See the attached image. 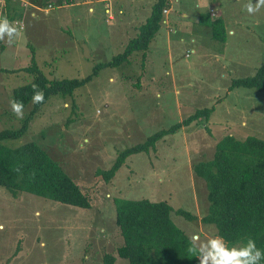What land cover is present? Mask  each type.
I'll return each mask as SVG.
<instances>
[{
  "label": "rangeland",
  "instance_id": "rangeland-1",
  "mask_svg": "<svg viewBox=\"0 0 264 264\" xmlns=\"http://www.w3.org/2000/svg\"><path fill=\"white\" fill-rule=\"evenodd\" d=\"M52 1L0 0V17L18 29L11 43L0 40L5 46L0 48V129L21 124L10 101L13 88L31 78L23 68L32 53L49 79L84 77L125 50L154 2ZM182 1L165 6L162 18L175 14L174 19L161 21L145 61L142 52L134 53L120 66L100 70L74 97L51 95L20 137L1 141L9 147L37 142L87 192L90 207L13 194L0 186V264H104L106 254L117 255L115 264H127L118 256L123 237L116 197L165 200L174 224L190 237L217 236L214 225L201 222L207 188L194 166L210 159L226 134L264 139V90L229 88L232 78L250 76L264 64V6L250 14L246 6L256 0H208L215 9L209 11L219 13L227 28L220 43L209 26L199 27L192 18L196 0L180 6ZM204 107H212L206 120L181 125L153 149L131 155L109 182L97 174L111 168L124 149ZM178 208L196 218L178 215Z\"/></svg>",
  "mask_w": 264,
  "mask_h": 264
},
{
  "label": "trees",
  "instance_id": "trees-1",
  "mask_svg": "<svg viewBox=\"0 0 264 264\" xmlns=\"http://www.w3.org/2000/svg\"><path fill=\"white\" fill-rule=\"evenodd\" d=\"M56 2L71 4L72 0ZM166 5L168 0H154L151 14L125 50L109 62L97 64L94 71L84 77L49 79L39 68L35 55L31 54L30 64L23 68L30 75V80L12 90V100L23 101L24 107L29 103L31 106L18 127L0 129V186L13 194L27 192L67 205L90 207L87 192L37 142L31 140L9 147L1 141L20 137L51 95L74 97L76 89L100 70L120 66L129 61L134 53L142 52L145 61L149 44L160 28L162 9ZM200 23L211 28L217 41L225 42L226 28L221 18H213L209 10H203L200 12ZM4 47L0 42V48ZM33 84L44 92L42 103L32 102ZM239 86L264 90V64L250 76L232 78L229 88ZM73 104L75 107V99ZM211 109L199 108L188 117L124 149L111 168L98 170L97 174L109 182L128 157L153 149L158 140L177 132L181 125L202 117L206 120ZM194 170L205 181L207 188L208 207L201 222L214 225L217 236L222 237L230 248L242 246L251 237L264 251V139L254 135L238 139L226 134L216 142L213 156L196 163ZM114 202L116 224L123 237L118 256L127 259V264H199L196 256L188 253L190 236L172 221L173 208L167 201L116 197ZM175 212L191 221L196 218L186 209L178 208ZM116 260L117 255L106 254L104 264H115ZM260 264H264V259Z\"/></svg>",
  "mask_w": 264,
  "mask_h": 264
},
{
  "label": "clouds",
  "instance_id": "clouds-1",
  "mask_svg": "<svg viewBox=\"0 0 264 264\" xmlns=\"http://www.w3.org/2000/svg\"><path fill=\"white\" fill-rule=\"evenodd\" d=\"M261 6H264V0H256L255 5L249 3L246 8L252 14L258 11ZM17 35L18 29L15 26V22H9L7 17H0V40H4L7 37V42L11 43ZM32 90V102L34 104L42 103L44 100L43 90L36 84L32 85ZM10 107L17 118H23V101L12 100L10 101ZM2 228L3 225H0V229ZM187 251L189 254L196 256L199 264H260V261L264 259V251L257 247L256 241L251 237H248L247 242L242 246L230 248L220 236L201 241L198 234H193L189 237Z\"/></svg>",
  "mask_w": 264,
  "mask_h": 264
},
{
  "label": "crops",
  "instance_id": "crops-1",
  "mask_svg": "<svg viewBox=\"0 0 264 264\" xmlns=\"http://www.w3.org/2000/svg\"><path fill=\"white\" fill-rule=\"evenodd\" d=\"M187 1H189V0H184V1H182V3H180V6L182 5V4H186V2ZM214 1H217V0H214ZM112 3V2H111ZM154 3V2H153ZM195 4V6H194V10H195V12H197V16L196 17H192L193 19L195 18V23H196V25L197 26H199V27H207L208 28V26H205L203 23H200V12L201 11H203V10H205V11H208V10H212V11H214L215 12V9L214 8H209V1L208 0H196V3H194ZM70 5V4H69ZM108 10V9H107ZM106 10V11H107ZM211 13L210 12V14H211V16L213 17V18H221L220 16H219V13L217 14V16H214V14L215 13ZM32 14H34L33 12L32 13H30V15H32ZM174 16H175V14H168L167 16H166V18H162V21H163V23L162 24H164V23H166V22H169L170 20H173L174 19ZM182 16H184L185 18H189L190 19V13L189 12H184V14H182ZM23 19H24V21H26L27 22V19H29L28 17H27V15L25 14L24 15V17H23ZM222 19V18H221ZM30 20V19H29ZM223 20V19H222ZM223 22H224V20H223ZM142 24V23H141ZM161 24V25H162ZM224 25H225V23H224ZM225 28H226V26H225ZM160 29V28H159ZM209 29V28H208ZM227 29V28H226ZM230 31H231V29H230ZM226 37H227V34H226ZM225 41H226V39H225ZM218 42H220L221 43V41H218ZM2 43H4V42H2ZM222 43H225V42H222ZM152 44V42H150V44L149 45H151ZM149 50H150V48H149Z\"/></svg>",
  "mask_w": 264,
  "mask_h": 264
},
{
  "label": "built area",
  "instance_id": "built-area-1",
  "mask_svg": "<svg viewBox=\"0 0 264 264\" xmlns=\"http://www.w3.org/2000/svg\"><path fill=\"white\" fill-rule=\"evenodd\" d=\"M73 1H74V0H72V3H73ZM75 1H76V0H75ZM50 7H51V6H50ZM107 12H110V10L108 9ZM162 12H163V13H167V12H168V8H166V7L163 8V11H162ZM110 17L113 18L114 16L111 14ZM189 54H190V53H188V55H189Z\"/></svg>",
  "mask_w": 264,
  "mask_h": 264
}]
</instances>
